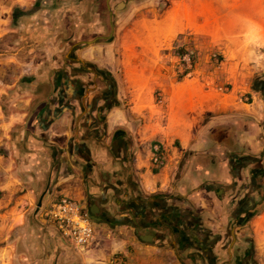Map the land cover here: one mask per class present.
<instances>
[{
	"label": "crops",
	"instance_id": "0c3cea01",
	"mask_svg": "<svg viewBox=\"0 0 264 264\" xmlns=\"http://www.w3.org/2000/svg\"><path fill=\"white\" fill-rule=\"evenodd\" d=\"M36 1L0 0V37L15 9L29 13L0 53V264H95L116 252L134 264H225L246 244L262 258L264 208L252 213L264 195V93L229 91L208 56L181 79L172 49L190 31L246 54L264 47V19L230 31L213 0H174L128 24L114 0H63L51 8L76 21L50 39ZM62 197L89 215L98 205L92 258L42 215Z\"/></svg>",
	"mask_w": 264,
	"mask_h": 264
},
{
	"label": "rangeland",
	"instance_id": "374dc122",
	"mask_svg": "<svg viewBox=\"0 0 264 264\" xmlns=\"http://www.w3.org/2000/svg\"><path fill=\"white\" fill-rule=\"evenodd\" d=\"M39 8H44L49 10L46 14H43V17H38V22L43 21L44 23H49L50 26L47 28L48 37L50 39H54L56 36V26L57 23L60 22V27L58 30L65 29L70 25L73 21H76V18H72V20L64 18L61 11H55L54 8H59L63 4V0H54V2H47L46 4L42 3V0H39ZM122 0H114V2H119ZM174 0H130L128 3L127 9L122 11H118V13L123 14L120 21L125 23L126 21L130 22L128 24H133L138 20L144 19L146 16L149 17H157L160 16L166 9H168ZM215 3V8L222 9V14L226 18L229 19V23L226 25V29L228 30H239L242 28V24L240 22H233V20L240 19H257L263 18L264 16H257L253 9L255 8H263L264 9V0H213ZM227 3V5H226ZM38 6V0L32 6L31 9H35ZM74 6V5H73ZM72 5H69V8ZM64 8H67L65 6ZM42 11V10H41ZM40 11V12H41ZM67 13V12H66ZM215 13V12H214ZM75 14V12H73ZM37 15H40L39 13ZM16 24L13 23V19L11 24H9L10 31L0 37V53L5 52L6 54H11L13 51V40L16 39L17 33L12 32V28ZM72 25V24H71ZM55 26V29H53ZM72 27V26H71ZM66 32L61 33V38L66 36ZM191 51L194 53L196 60L198 63L205 58V56L209 57L208 64L211 68L209 70L213 71L214 69H220L224 67L227 73V78L225 79V87L229 91L241 92L245 89H250L254 91L256 89V81L258 79H264V47H257L250 51H247L246 54H241L236 49L226 50L222 47H206L205 44L201 43V40L196 38V34H192L189 32H184V34L179 35L175 42L174 48L172 52L174 55L180 57L181 52ZM44 52L38 50V55H43ZM180 64H177L176 72L179 78L184 79L178 73V67ZM254 71H257L256 74L253 75ZM261 200V198H260ZM95 235V234H94ZM68 240L72 242L71 238ZM246 251L253 253L252 244H246ZM86 258L91 257L89 253L82 251ZM245 252L237 253L238 256L243 257ZM92 258V257H91ZM96 258V257H95ZM256 262H254V261ZM252 264H264V256L257 260L254 259V255H252ZM75 264H80L75 262ZM85 264H89L86 262Z\"/></svg>",
	"mask_w": 264,
	"mask_h": 264
},
{
	"label": "built area",
	"instance_id": "2783aa9c",
	"mask_svg": "<svg viewBox=\"0 0 264 264\" xmlns=\"http://www.w3.org/2000/svg\"><path fill=\"white\" fill-rule=\"evenodd\" d=\"M179 60L178 73L182 78H191L198 65L194 53L185 51ZM152 163L155 168H161L165 163V155L159 145L153 147ZM42 215L46 221L70 237L80 250L84 251L92 242L95 234L94 222L76 200L62 197L46 206ZM95 264H134V262L129 255L116 252Z\"/></svg>",
	"mask_w": 264,
	"mask_h": 264
},
{
	"label": "trees",
	"instance_id": "16d2710c",
	"mask_svg": "<svg viewBox=\"0 0 264 264\" xmlns=\"http://www.w3.org/2000/svg\"><path fill=\"white\" fill-rule=\"evenodd\" d=\"M105 1L106 0H103V3H102L103 6H104ZM39 2L40 1L38 0V6L35 9H33L32 12H36L37 10H39ZM28 14L29 13H27V12L21 11L19 9H15L14 12H13V15H12L13 23L17 24V22H18V20L20 18H22L24 16H27ZM180 54H181L180 56H183L184 52H181ZM255 90L262 91L264 93V79H258L256 81V89ZM257 205H258V207L253 209V213H252L253 215L254 214H258L259 212H261L263 210V208H264V195L261 197V200H259ZM246 252H248V253H246L245 256H244L245 260H247V261L250 260L251 261V259H252L251 252H249V251H246ZM183 264H186L185 261H183Z\"/></svg>",
	"mask_w": 264,
	"mask_h": 264
},
{
	"label": "flooded vegetation",
	"instance_id": "af4514ba",
	"mask_svg": "<svg viewBox=\"0 0 264 264\" xmlns=\"http://www.w3.org/2000/svg\"><path fill=\"white\" fill-rule=\"evenodd\" d=\"M129 1L130 0H122V1H119V2H115L114 6H113L114 7L113 10H115L116 12L124 10L126 8V6H127V3H129ZM123 2L125 3L124 8L122 10H117V7L119 5H121V3H123ZM248 217H251V215H249ZM246 253H248V252L245 251V254ZM245 254L243 255V257H240V256L237 255V253L236 254L234 253V255L229 259V262L225 261V264H252L251 263L252 261L245 260V258H244Z\"/></svg>",
	"mask_w": 264,
	"mask_h": 264
},
{
	"label": "water",
	"instance_id": "95a60500",
	"mask_svg": "<svg viewBox=\"0 0 264 264\" xmlns=\"http://www.w3.org/2000/svg\"><path fill=\"white\" fill-rule=\"evenodd\" d=\"M124 6H125V3L123 2V3H121V5H119L117 7V10H122L124 8ZM41 206H42V200L39 203V207H41ZM98 213H99V211H98V205L97 204H94L92 206V208H91L90 217L93 220H97V219H99L98 216H97ZM141 237H142V240L144 242H152L156 238V236L153 235V234H145V235H142Z\"/></svg>",
	"mask_w": 264,
	"mask_h": 264
}]
</instances>
